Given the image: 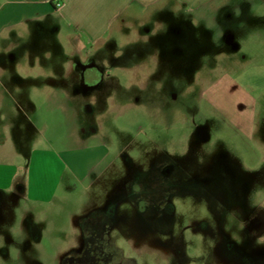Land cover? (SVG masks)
<instances>
[{
  "label": "rangeland",
  "instance_id": "obj_1",
  "mask_svg": "<svg viewBox=\"0 0 264 264\" xmlns=\"http://www.w3.org/2000/svg\"><path fill=\"white\" fill-rule=\"evenodd\" d=\"M47 1L0 0V264H264V0H132L96 41Z\"/></svg>",
  "mask_w": 264,
  "mask_h": 264
},
{
  "label": "crops",
  "instance_id": "obj_2",
  "mask_svg": "<svg viewBox=\"0 0 264 264\" xmlns=\"http://www.w3.org/2000/svg\"><path fill=\"white\" fill-rule=\"evenodd\" d=\"M66 2L62 3L60 8H54L62 13V15L69 19V21L77 28H82V30L86 33L87 39L91 40L94 39L95 41L100 39L103 35L105 25L112 21V17L121 12L123 9L126 8V5L132 0H106V4L103 3L101 5L100 0H65ZM140 2L144 3H151L156 2L159 0H139ZM185 5L191 7H208L213 9L215 5L221 4L224 0H179ZM18 2V0H17ZM19 4L28 5V10L32 13L33 8L36 5L43 6L44 13H48L51 8L48 7L47 0H23L22 2H18ZM49 4L50 1H49ZM52 5V4H51ZM52 7V6H51ZM93 11L94 14L101 16L95 24H86L83 17H85L86 13ZM104 12L106 17L104 19ZM103 13V16L101 15ZM14 15V14H13ZM70 17V18H68ZM104 19V20H103ZM94 20V19H93ZM37 157L33 160L28 168V178H27V192L31 198L36 200H48L51 199L52 194L54 192L53 185L56 175L58 173L55 170H37ZM35 163V164H34ZM9 166V165H6ZM12 173L5 174L0 172V185L3 188H9L15 177L17 176L18 170L20 167H16L14 165H10ZM36 168V171H31V167ZM32 172V173H31ZM2 183V184H1Z\"/></svg>",
  "mask_w": 264,
  "mask_h": 264
},
{
  "label": "flooded vegetation",
  "instance_id": "obj_3",
  "mask_svg": "<svg viewBox=\"0 0 264 264\" xmlns=\"http://www.w3.org/2000/svg\"><path fill=\"white\" fill-rule=\"evenodd\" d=\"M22 1L23 0H18V2H22ZM53 8L55 7L53 6ZM5 9L6 11L7 10L10 12L12 11L11 14L14 13V9L11 7L5 8ZM0 10H2V8ZM8 11H7V14H9ZM4 14L6 13L4 12ZM0 16H3V15H0ZM12 17L13 15H11L10 17H7L8 19L6 21L0 20V24H1L0 28L8 27L9 25H11L9 21L12 19ZM247 72L248 71H242L241 77L246 76L245 78H247V82L251 84L252 81L255 80V78L252 75L251 76L247 75ZM238 76L239 74H236L235 76H232V79H235V78L237 79ZM159 179L156 178V182H155L157 189H160V187L163 185V182ZM105 249H106V239L104 237L95 236L94 239L90 241L88 239L87 243L82 241V237H81L78 240V243L76 244V246L74 245L70 252H67L65 254H61V252H59V256L57 258V264H111L108 256L106 255ZM127 262H130L129 264H137L134 258H129L123 264H127Z\"/></svg>",
  "mask_w": 264,
  "mask_h": 264
},
{
  "label": "built area",
  "instance_id": "obj_4",
  "mask_svg": "<svg viewBox=\"0 0 264 264\" xmlns=\"http://www.w3.org/2000/svg\"><path fill=\"white\" fill-rule=\"evenodd\" d=\"M53 6L55 8H60L62 6V2L60 0H53Z\"/></svg>",
  "mask_w": 264,
  "mask_h": 264
}]
</instances>
